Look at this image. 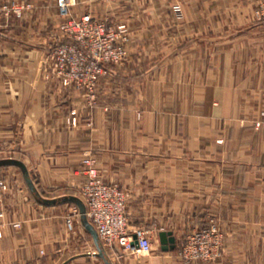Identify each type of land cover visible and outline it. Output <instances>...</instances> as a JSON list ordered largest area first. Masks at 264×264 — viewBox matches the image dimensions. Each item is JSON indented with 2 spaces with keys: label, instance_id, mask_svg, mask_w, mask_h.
<instances>
[{
  "label": "crops",
  "instance_id": "0c3cea01",
  "mask_svg": "<svg viewBox=\"0 0 264 264\" xmlns=\"http://www.w3.org/2000/svg\"><path fill=\"white\" fill-rule=\"evenodd\" d=\"M26 1L33 8L22 18H0V150L22 155L41 198L58 203L40 204L19 167L0 165L8 183L0 264H105L72 200H81L88 149L102 180L125 191L129 209L144 204L156 231L143 257L105 250L112 264H185L162 250L160 232L178 244L211 220L224 234L223 258L186 264H264V131L250 124L264 102V29L253 18L260 0L195 4L207 33H195L188 51L183 37H153L141 31L146 20H133L139 33L115 67L110 104L99 90L92 129L67 124L77 94L44 78L55 0Z\"/></svg>",
  "mask_w": 264,
  "mask_h": 264
},
{
  "label": "rangeland",
  "instance_id": "374dc122",
  "mask_svg": "<svg viewBox=\"0 0 264 264\" xmlns=\"http://www.w3.org/2000/svg\"><path fill=\"white\" fill-rule=\"evenodd\" d=\"M10 0H0V4L6 3ZM19 1L20 4L24 6L22 9V14L20 17L15 15L4 16L0 14V18L4 17L6 19H17L22 18L25 13L32 11L33 5L31 2L26 0H16ZM56 2V20H58L53 33L50 34V41L47 45V58L43 64V67L46 68V73L44 78L46 80H55L60 86L64 89H70L74 93L77 94L76 106H73L70 110L69 117L67 118V124L72 127H78L79 124L85 126L86 128L92 129L94 126V113L97 108H99V90L102 88L104 90V98L103 101L105 103H111V94H113L111 89L113 85V76L115 67L120 66L127 60L129 51L131 47H133L132 40L135 35L139 32H135L132 29L133 20H146V25L141 28V31L146 32V34L151 35L153 37L158 36H170L171 38L183 37V43L181 44V49L189 50L190 47L195 46V33L205 34L207 33L206 21H203L206 18V13L201 12L199 14L198 11L195 10V4L198 6H203L206 8L209 0H73L71 2L68 15L63 17L59 14ZM204 14V16L202 15ZM89 19V22L86 24L85 28L87 30L85 33L89 35V38L86 40V45H83L79 42V40H70L68 37L69 34L76 35L80 32L70 31L67 32L63 29L64 24H68L72 21H80L81 19ZM253 18L255 22L262 23L264 29V0H260L254 11ZM195 19H198L199 25L195 26ZM204 24L202 25V23ZM103 27V28H102ZM2 25L0 23V33L2 31ZM139 28V27H138ZM103 29V30H102ZM102 30V31H101ZM69 31V30H68ZM101 31V32H100ZM53 34V35H52ZM143 34V33H140ZM100 38V40H95ZM132 44V45H131ZM76 46L77 49L83 54L85 58V66L88 68L96 77V81L91 84L90 82H86L85 85L91 84L90 86H84V88L77 87L76 83H70L68 85H64L63 77L57 73L56 65L57 59L52 58L53 49L61 46ZM153 51H160L161 44H151ZM118 50V52H116ZM191 50V49H190ZM194 54V52H191ZM119 54V59L116 60ZM99 68V72H96L95 67ZM100 98V96H99ZM79 103V104H77ZM111 107V106H109ZM104 111L108 112L110 108L104 106ZM251 115L250 124L252 128L256 131L263 130L264 131V102L260 105V107ZM135 116L137 121L139 122L142 118V113L140 111L135 112ZM217 143H222L223 140H216ZM11 149H3L0 150V158L2 160L9 159H20L22 155L17 154L16 151ZM84 157L81 160V165L83 164L85 156L90 157V160L93 162V166L95 168V158L92 155L91 150H85ZM1 161V160H0ZM85 169V168H84ZM83 169V170H84ZM96 169V168H95ZM97 171V170H96ZM3 171H0V178L6 183L8 189V183L6 180V176L3 175ZM100 177V175L98 174ZM101 178V177H100ZM102 179V178H101ZM104 182V181H103ZM114 184L116 183H107ZM82 187V186H81ZM119 187V186H118ZM120 188V187H119ZM126 197V209L128 214L129 226L131 229L141 228L149 232V236L151 237L152 242V250L153 244H155V228H150L152 225L151 220L144 219V215L147 214L144 212L143 206L144 204H137V209L131 210L129 206L133 204L128 203V199L125 191L120 188ZM7 191V190H6ZM78 195L82 200L81 188L79 189ZM4 199V195L2 198V202ZM2 202L0 203V210L3 213V229L0 233V236L3 234L5 227L8 225L5 222V212L2 208ZM84 203V202H83ZM160 213L157 214V217ZM72 221V220H71ZM152 221H155L154 219ZM14 224L19 223H11L10 225L14 227ZM20 225V224H19ZM210 225L216 226L220 234L222 235V243L223 250L221 256L216 259L220 260L223 258L225 253L224 246V234L219 228L218 224L211 220L207 226ZM68 226V225H67ZM20 227V226H19ZM16 228V227H14ZM203 228V227H200ZM199 229V228H198ZM195 228H192L190 231L185 233L183 237H181L180 241L176 245V249H174V255L176 258L183 263L185 262L180 258V248L182 244H184L187 238L195 232ZM175 237V236H174ZM112 252L110 254L116 253L119 255H125L122 252ZM108 254V252H107ZM115 255V254H114ZM136 256L143 257V255ZM110 258V257H109ZM197 261V260H196ZM201 261V260H200ZM209 262V261H208ZM31 264V263H25ZM117 264H122V259L119 258Z\"/></svg>",
  "mask_w": 264,
  "mask_h": 264
},
{
  "label": "built area",
  "instance_id": "2783aa9c",
  "mask_svg": "<svg viewBox=\"0 0 264 264\" xmlns=\"http://www.w3.org/2000/svg\"><path fill=\"white\" fill-rule=\"evenodd\" d=\"M71 2L73 0H57V7L61 16L66 17L68 15ZM22 9H24L23 4L21 5L16 0L0 4V14L6 17L10 15L20 17ZM88 22V18L78 22L72 21L64 24L62 28L67 32L80 30L75 36L69 34L68 37L70 40L76 39L81 44L86 45L85 42L89 35L85 33L87 30L85 26ZM95 40H100V38ZM51 55L52 58L57 59L56 71L59 75L64 76V85L76 83L77 87L84 88V86H90L96 81L94 74L85 66L86 57L76 46L61 45L53 49ZM116 56V60L119 59V54ZM95 70L99 72L98 66L95 67ZM87 81L91 84L85 85ZM83 164L86 180L81 187V195L86 209V217L94 227L105 250L108 252L120 250L124 254H150L152 242L149 232L141 228L131 229L129 226L124 192L117 185L103 182L90 157L85 156ZM6 190V183L0 178V203ZM2 222L3 213L0 210V233L4 225ZM67 225L72 230L73 223L70 219L67 220ZM13 226L18 228L20 225L14 224ZM133 235L137 237L136 247L132 246ZM222 250V235L216 226L210 225L196 229L182 244L179 255L185 262L216 261L221 256Z\"/></svg>",
  "mask_w": 264,
  "mask_h": 264
},
{
  "label": "water",
  "instance_id": "95a60500",
  "mask_svg": "<svg viewBox=\"0 0 264 264\" xmlns=\"http://www.w3.org/2000/svg\"><path fill=\"white\" fill-rule=\"evenodd\" d=\"M0 165H15V166L19 167L23 171L24 180H25V183H26L28 189L30 190V192L33 194V196L36 198V200L40 204L49 206V205H55L58 203L57 200H46V199L41 198L40 194L37 192L32 180L29 177V174L26 170L25 165L21 161L16 160V159L1 160ZM72 200L75 201L80 206L84 226L90 232V234L93 236L94 242L97 246L98 256L104 260L105 264H112L110 259L107 256L106 252H105V249L102 246V243H101L94 227L90 224V222L88 221V219L86 217V209H85L84 203L81 200H77V199H72ZM159 238H160L161 248L163 251H169V250L172 251L175 249L176 239L171 232L162 231L159 234ZM132 246H134V247L137 246V237L135 235H133Z\"/></svg>",
  "mask_w": 264,
  "mask_h": 264
}]
</instances>
